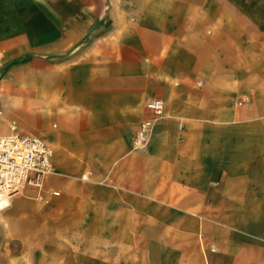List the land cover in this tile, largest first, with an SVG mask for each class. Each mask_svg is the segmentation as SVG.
I'll list each match as a JSON object with an SVG mask.
<instances>
[{"label": "crops", "instance_id": "obj_1", "mask_svg": "<svg viewBox=\"0 0 264 264\" xmlns=\"http://www.w3.org/2000/svg\"><path fill=\"white\" fill-rule=\"evenodd\" d=\"M0 109L52 149L0 264H264V0H0Z\"/></svg>", "mask_w": 264, "mask_h": 264}, {"label": "built area", "instance_id": "obj_2", "mask_svg": "<svg viewBox=\"0 0 264 264\" xmlns=\"http://www.w3.org/2000/svg\"><path fill=\"white\" fill-rule=\"evenodd\" d=\"M245 101V97L239 99L240 104ZM145 108L149 115L138 124L133 137L137 147L146 144L155 122L164 114L165 103L151 98ZM9 127L10 133L0 136V201L27 188L42 190L52 174V149L41 138L21 132L15 121Z\"/></svg>", "mask_w": 264, "mask_h": 264}, {"label": "bare ground", "instance_id": "obj_3", "mask_svg": "<svg viewBox=\"0 0 264 264\" xmlns=\"http://www.w3.org/2000/svg\"><path fill=\"white\" fill-rule=\"evenodd\" d=\"M9 199H10V197L9 198L7 197V198L3 199L2 201H0V207L7 205L9 203Z\"/></svg>", "mask_w": 264, "mask_h": 264}, {"label": "rangeland", "instance_id": "obj_4", "mask_svg": "<svg viewBox=\"0 0 264 264\" xmlns=\"http://www.w3.org/2000/svg\"><path fill=\"white\" fill-rule=\"evenodd\" d=\"M22 193L23 192H21V193H18L19 195H22ZM2 207H0V209H1ZM13 244V247L15 248V249H18L19 248V245L18 244H16V245H14L15 243H12Z\"/></svg>", "mask_w": 264, "mask_h": 264}]
</instances>
